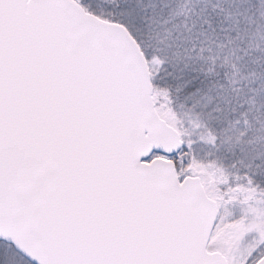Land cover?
<instances>
[{
  "label": "snow or ice",
  "instance_id": "1",
  "mask_svg": "<svg viewBox=\"0 0 264 264\" xmlns=\"http://www.w3.org/2000/svg\"><path fill=\"white\" fill-rule=\"evenodd\" d=\"M0 264H264V0H0Z\"/></svg>",
  "mask_w": 264,
  "mask_h": 264
}]
</instances>
